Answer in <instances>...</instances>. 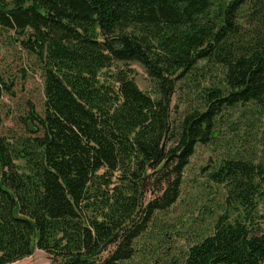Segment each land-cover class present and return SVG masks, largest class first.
Wrapping results in <instances>:
<instances>
[{"label": "trees", "instance_id": "16d2710c", "mask_svg": "<svg viewBox=\"0 0 264 264\" xmlns=\"http://www.w3.org/2000/svg\"><path fill=\"white\" fill-rule=\"evenodd\" d=\"M0 25L31 31L46 95L36 136L0 130V264L36 249L51 264L131 260L139 213L149 223L177 201L201 144L222 148L210 176L247 215L221 216L184 264H264L247 220L264 197V0H0ZM117 63L140 64L157 96ZM179 91L197 99L178 122ZM152 169L167 188L144 206Z\"/></svg>", "mask_w": 264, "mask_h": 264}, {"label": "rangeland", "instance_id": "374dc122", "mask_svg": "<svg viewBox=\"0 0 264 264\" xmlns=\"http://www.w3.org/2000/svg\"><path fill=\"white\" fill-rule=\"evenodd\" d=\"M12 1L1 0L6 6H11ZM30 32L17 33L0 25V79L4 82H0V130L11 142L36 136L33 131L39 130L38 122L32 119V111L40 117L46 114L45 62L24 45ZM116 66L132 68L138 87L152 97L157 96L140 64L117 63ZM196 99L197 95L178 92L172 104L175 121L183 118ZM258 149L261 150V146ZM222 156L219 146L201 144L197 147L182 176L177 201L166 211H158L149 223L145 221L146 212L139 213L135 222L145 230L135 243L134 256L124 264H184L190 247L212 235L221 216L229 215L231 221L246 220V211L229 202L226 188L210 176L218 168ZM147 175L144 206L161 197L167 188L158 170H148ZM118 176L113 182L119 183ZM247 220L264 232V197ZM114 250L115 247L110 248L103 257H108ZM51 259L49 254L36 249L31 257L14 264H51Z\"/></svg>", "mask_w": 264, "mask_h": 264}]
</instances>
